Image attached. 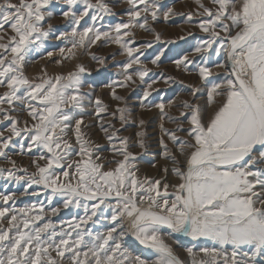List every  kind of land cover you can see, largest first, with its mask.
<instances>
[{
    "label": "snow or ice",
    "instance_id": "1",
    "mask_svg": "<svg viewBox=\"0 0 264 264\" xmlns=\"http://www.w3.org/2000/svg\"><path fill=\"white\" fill-rule=\"evenodd\" d=\"M59 3L0 0V41L7 39L0 42V88L5 89L0 92V158L12 165L0 168V178L24 182L25 193L33 185L50 190L47 210L43 202L16 207L15 193H0V264H186L165 236L202 242L185 249L187 264H264V0H211L213 7L197 0L198 27L207 37L194 51L202 56L214 53L220 59L212 66L224 69V74L210 79L214 73L207 60L197 69L208 104L214 105L207 120L200 105L185 102L182 107L189 111L180 116L187 119L188 128L168 131L161 126L173 145L169 149L160 141L178 178L171 185L172 193L168 183L136 175V154L131 149H146L144 131L136 133L138 140L130 141L119 135L121 129L113 123L101 124L111 145V159L98 155L100 146L85 138L82 113L91 93L82 91L81 75L87 71L83 64L66 75L42 77L38 82L25 74L26 57L54 35L48 23L53 16L50 8ZM63 3L66 10L60 15L76 25L70 34L60 32L55 37L70 35L72 47L67 51L71 55L66 59L74 56L72 49L87 48L102 38L110 40L127 55L124 80L113 83V99H124L115 88L134 84V77L152 88L156 81L145 79L149 69L134 67L143 52L134 46L131 29L151 31L149 19L157 20L160 0H127V22L117 23L110 31L95 27L96 21L111 14L107 0ZM90 13L93 26L80 30L77 26ZM175 14L172 8L163 12L165 20ZM192 16L188 13L189 21ZM151 46V42L146 45ZM93 59L104 63L102 58ZM175 63L187 70L193 61L184 56ZM191 91L196 97L200 88ZM151 94L147 89L143 92L142 106ZM94 103L97 118L106 113L124 125L131 115L119 106L108 113L99 97ZM152 106L164 113V103ZM18 111H26L29 119L21 121L13 115ZM144 123L141 119L139 126ZM73 127L75 143L68 136ZM176 132H185L187 139ZM17 144L21 150L17 154L38 151L32 161L35 171L17 168L8 155ZM57 197L64 208H82L84 215L58 226L49 216L60 212L53 206ZM101 217L110 226L103 233L91 231L89 221L97 223ZM129 238L142 247L129 251ZM208 242L211 246H206Z\"/></svg>",
    "mask_w": 264,
    "mask_h": 264
},
{
    "label": "rangeland",
    "instance_id": "2",
    "mask_svg": "<svg viewBox=\"0 0 264 264\" xmlns=\"http://www.w3.org/2000/svg\"><path fill=\"white\" fill-rule=\"evenodd\" d=\"M13 2H16V0H13ZM107 2L111 8V14L105 15L103 20L95 22V27L101 31H110L114 29L117 23L121 21L127 22L128 20L126 15V10L129 8L127 0H107ZM160 2L162 8L157 20L152 21L149 19L147 27L151 31H146L139 27L131 29L134 33L132 37L135 41L134 46L143 52V55L140 56V64L134 65V67H146L149 69V74L145 79L149 82L156 81L151 89H148L146 83H141L138 77H134L136 81L134 84H130L128 87L115 88L116 94L124 99L120 101L113 99V83L124 80L123 64L127 60V55L118 44L110 40L105 41L102 38L96 44L87 48L72 49L74 56L68 59L65 58L71 55L67 51V49L72 47L71 37L70 35L64 39H56L55 37L60 32L70 34L72 27L76 25L70 20H65L60 15L61 10H66L63 0H60L59 4H53L50 8L53 16L48 23L53 25L54 35L45 41L43 48H34L29 53L25 60L24 71L30 79L38 82L42 77H53L58 74L66 75L69 71H73L77 64H83L87 71L81 75L84 84L82 91L91 93L85 100V108L82 113L84 119L82 132L85 134V138L100 146L98 155L111 159V145L101 128V124L107 126L109 122L113 123L116 128L121 129L119 135L129 137L130 141L138 140L136 133L144 131L146 149H141L139 146L131 149L136 154L135 163L138 169L136 175L141 180L148 177L152 180H160L161 185L168 183V191L172 193L174 188L171 185L177 183L178 178L172 172L174 165L171 160L166 159L164 156V149L160 141L163 139L164 143L168 144L169 149H173V145L161 126L168 131H175L178 126H182L185 129L188 128L187 119L180 116L181 112L189 111V109L182 107L185 102L200 105L205 110L204 119L207 120L213 111L214 105L208 104L206 88L200 80L197 69L207 60L214 73V76L210 77L213 80L218 79L216 74L222 77L224 69L212 66L213 62L220 59L214 53L209 52L202 56L194 51L201 38L207 37V34L203 33L198 27V21L201 17L195 15V13L200 11L197 0H160ZM199 2L208 7H213L211 0H199ZM80 7L82 8L83 5ZM167 8H172L176 14L165 20L163 12ZM188 13H193L191 21L188 19ZM90 17L91 13L81 20L77 27L83 30L85 27L93 26L94 22ZM111 34L114 36L115 32L112 31ZM157 34H159V40L156 39ZM124 39L129 38L124 37ZM0 42H7V39ZM148 42L152 44L150 48L146 47ZM62 48L65 49L64 53L60 51ZM48 52H52L53 55L49 57L47 55ZM161 52H163V55H160ZM158 55H160L159 61L157 64H153L152 60ZM93 56L104 59V63H98L97 60L93 59ZM184 56H188L193 61V64H190L187 70L183 66H177L175 63V61L183 59ZM192 87L200 88V92L196 97L192 95ZM146 89L151 91L152 94L142 106L143 92ZM4 90L0 88V92ZM97 97L107 105L108 113L115 111L117 106L126 107L131 114L128 121L121 125L119 119H113L106 113H101V118H97L94 103ZM159 103L165 104L164 113L152 106ZM13 115L17 116L21 121L29 119L26 111H18ZM141 119L145 122L142 128L139 126ZM2 127L3 125H0V128ZM7 134L5 132V135ZM176 134L182 139H187L185 132H176ZM68 136L75 143L74 127L69 131ZM20 151L19 144H17L14 149L8 152V155L12 160H15L17 168H26L28 173L35 171L32 161L36 159L38 151L33 149V154H17ZM73 159H79V157H73ZM39 162L41 164L44 163V161ZM114 166L108 165V167ZM0 168H12V165L8 160L0 158ZM165 168L168 169L167 172H165ZM17 174L24 175L22 172ZM24 188V182L17 184L15 181L0 178V193H15L16 207L43 202L47 210V196L50 194V190H43L41 186L33 185L32 188L28 189V193H25ZM32 193L37 194L34 195ZM53 206L60 208V212L57 215L49 213L51 220L58 226L61 223L72 222L74 218L78 220L79 217L84 215L82 208H64L59 197L53 200ZM105 215H110V211L106 212ZM93 220H96V218L94 217ZM108 226H110V222L103 217L97 223L89 221L88 224L91 231L100 233L105 232ZM165 239L172 245L174 253L181 260H184L186 264L189 257L185 249L202 244L200 241H192L190 237L184 236H178V239L173 236H165ZM128 244L131 245L129 251L133 249L138 251L142 247L138 246V242H134V238H129ZM206 246H211L210 242ZM202 255L200 253L196 258L200 259Z\"/></svg>",
    "mask_w": 264,
    "mask_h": 264
}]
</instances>
